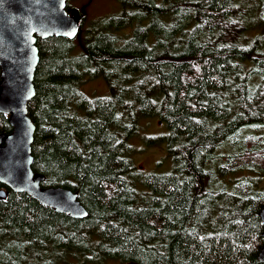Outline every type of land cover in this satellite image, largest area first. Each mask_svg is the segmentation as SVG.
<instances>
[{"label": "trees", "instance_id": "obj_1", "mask_svg": "<svg viewBox=\"0 0 264 264\" xmlns=\"http://www.w3.org/2000/svg\"><path fill=\"white\" fill-rule=\"evenodd\" d=\"M115 2L79 48L37 40L27 105L32 171L87 217L7 190L0 264H264V0ZM95 79L109 94L89 99ZM149 118L171 169L143 176L129 140Z\"/></svg>", "mask_w": 264, "mask_h": 264}, {"label": "water", "instance_id": "obj_2", "mask_svg": "<svg viewBox=\"0 0 264 264\" xmlns=\"http://www.w3.org/2000/svg\"><path fill=\"white\" fill-rule=\"evenodd\" d=\"M67 2L0 0V114L8 117L12 128L10 134H0V200L9 190L25 194L58 214L83 220L87 212L77 195L60 187H41L43 176L31 168L35 127L27 105L35 95L33 80L39 62L36 42L77 38L83 19L77 12H66ZM259 216L264 223V208ZM258 260L264 261V246Z\"/></svg>", "mask_w": 264, "mask_h": 264}, {"label": "rangeland", "instance_id": "obj_3", "mask_svg": "<svg viewBox=\"0 0 264 264\" xmlns=\"http://www.w3.org/2000/svg\"><path fill=\"white\" fill-rule=\"evenodd\" d=\"M67 6L72 13L79 12L84 17L81 33L74 40L78 48L86 38V32L88 33L95 26L97 20L107 18L120 10V5L115 0H68ZM81 91L89 99L109 94L106 83L101 79L87 82L82 86ZM167 132L166 126L160 120L149 118L139 122V132L129 140L132 149L130 159L135 169L142 171L143 176L160 175L170 171L171 157L167 153L165 142H150L151 139L161 137ZM105 264L121 263L106 262Z\"/></svg>", "mask_w": 264, "mask_h": 264}, {"label": "flooded vegetation", "instance_id": "obj_4", "mask_svg": "<svg viewBox=\"0 0 264 264\" xmlns=\"http://www.w3.org/2000/svg\"><path fill=\"white\" fill-rule=\"evenodd\" d=\"M72 14H73V13H71V14L69 13V15H72ZM83 20H84V19H83Z\"/></svg>", "mask_w": 264, "mask_h": 264}]
</instances>
